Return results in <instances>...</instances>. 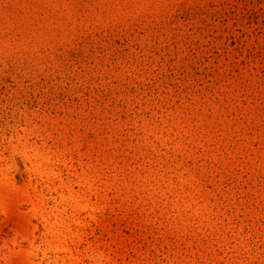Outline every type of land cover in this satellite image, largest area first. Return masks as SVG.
I'll use <instances>...</instances> for the list:
<instances>
[{
  "label": "rangeland",
  "instance_id": "obj_1",
  "mask_svg": "<svg viewBox=\"0 0 264 264\" xmlns=\"http://www.w3.org/2000/svg\"><path fill=\"white\" fill-rule=\"evenodd\" d=\"M0 264H264V0H0Z\"/></svg>",
  "mask_w": 264,
  "mask_h": 264
}]
</instances>
